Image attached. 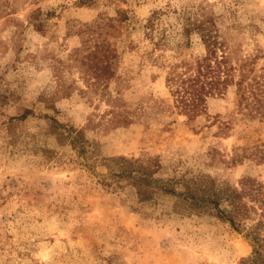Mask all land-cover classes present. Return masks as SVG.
Wrapping results in <instances>:
<instances>
[{"label":"rangeland","instance_id":"1","mask_svg":"<svg viewBox=\"0 0 264 264\" xmlns=\"http://www.w3.org/2000/svg\"><path fill=\"white\" fill-rule=\"evenodd\" d=\"M188 21L207 24L247 78L264 75V0H0V264L251 256L245 230L177 214L165 194L139 202L111 174L123 157L154 161L161 183H264V110L246 108L247 92L241 102L237 70L192 118L173 102L167 74L193 72L206 55Z\"/></svg>","mask_w":264,"mask_h":264},{"label":"trees","instance_id":"2","mask_svg":"<svg viewBox=\"0 0 264 264\" xmlns=\"http://www.w3.org/2000/svg\"><path fill=\"white\" fill-rule=\"evenodd\" d=\"M148 24L152 27L151 21ZM194 30L200 33L206 55L196 62L193 72L172 70L167 74L165 82L175 106L189 118L203 112L208 98L225 94L226 86L233 78L232 72L237 70L239 79L235 85L241 102L248 100L247 92L251 101L246 108L254 114L261 113L264 110V75L247 78L245 64L238 69L233 67L224 45L204 22L183 24L185 34ZM248 80L250 82L246 83ZM70 141L74 149L86 153V141L79 132H75ZM112 162L121 169L117 174L111 173L113 178L127 181L134 188L139 202L152 201L155 196L165 194L174 198L173 208L177 214L210 216L227 223L235 231L245 230L252 243V254L242 264H264V183L244 178L239 187H231L217 184L203 175L183 176L161 183L152 177L154 161L151 159L143 163L121 157L112 159Z\"/></svg>","mask_w":264,"mask_h":264}]
</instances>
